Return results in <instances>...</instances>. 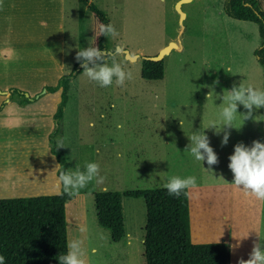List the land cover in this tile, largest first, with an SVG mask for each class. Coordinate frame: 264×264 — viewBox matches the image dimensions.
<instances>
[{"label": "rangeland", "instance_id": "obj_1", "mask_svg": "<svg viewBox=\"0 0 264 264\" xmlns=\"http://www.w3.org/2000/svg\"><path fill=\"white\" fill-rule=\"evenodd\" d=\"M175 1H91L106 14L119 33L115 38H104L106 51L113 50L112 56L105 61L109 65L113 60L120 63L126 71L132 72L133 78L122 87L115 83L100 87L82 70L71 78L68 89L60 134L56 138L67 161L66 172L77 168L84 170L86 163L95 162L100 165V176L104 177L102 183L93 180L65 203L67 244L72 239H82L87 264H144L141 241L145 221L143 199L122 197L126 235L114 242L109 231L96 222L93 194L101 190L123 191L166 185L163 162H166L167 149L161 137L164 110L199 112L205 119V131L202 127L197 129L207 135L208 132L215 133L210 124L215 123L218 128L221 125L220 111L226 103L223 102L226 91L239 85L263 87V72L252 53L262 40L254 22L226 16L222 10L224 0H189L181 6L185 15L180 23L174 9ZM93 19L89 9L73 12L70 7L66 8V70L70 71L76 63L78 50L95 46L99 27L97 23L93 24ZM170 40H176L179 47L163 56V77L156 80L140 76V58L128 61L115 50L119 46L140 56L153 55ZM135 49H141V53ZM254 110L262 116V108ZM119 124L123 127H117ZM153 124L157 126V135L152 134L153 130L149 131ZM225 130L230 133L231 128ZM150 138H157L160 157L156 180L136 179L131 163L136 161L138 164L139 161L137 144L149 146ZM227 145L221 150L229 152L225 160L230 162L228 157L234 149L228 150L229 142ZM188 159L196 161L191 155ZM204 165L200 162V169ZM81 226L86 228L83 233L79 231ZM261 240H264V205Z\"/></svg>", "mask_w": 264, "mask_h": 264}, {"label": "crops", "instance_id": "obj_2", "mask_svg": "<svg viewBox=\"0 0 264 264\" xmlns=\"http://www.w3.org/2000/svg\"><path fill=\"white\" fill-rule=\"evenodd\" d=\"M260 3L262 6V0ZM67 7L73 12L88 9L87 4L79 0H2L0 4V103L5 99L0 108V198L57 194L60 191L56 174L58 163L48 143L60 89L46 92L26 104H19L16 99L7 100V90L16 87L32 95L43 85L55 84L62 74L69 72L65 68ZM93 20V24L97 23ZM136 51L141 53V49ZM71 82L70 78L69 87ZM246 112L242 105H238V113ZM161 117V122H164L161 137L167 149L166 162H163L165 180L168 182L174 176L197 178V187L187 189L191 242L222 241L228 245L229 264L247 260L254 242L261 239L264 203L231 184L233 173L225 160L229 152L221 150L228 146L221 144L226 127L219 132L218 127L213 128L216 134L208 132L206 135L218 157V163L211 166V172L206 161L201 162L205 165L200 169V162L190 161L188 158L192 154L183 150L190 144L188 137L202 132L197 127L205 131L202 115L195 111L172 109L164 110ZM262 119L263 114L261 116L255 110L252 118L243 123L238 115L233 124L236 128H231L229 133L228 150L240 142L249 147L253 141L264 143ZM152 130V134L157 135L155 124L149 131ZM179 147H182L180 151L173 150ZM137 154L138 164L136 161L131 163L135 171L133 176L156 180L157 161L160 162L157 138H150L149 146L137 144ZM247 233V238L240 241L238 248H230L237 243L233 236L241 237ZM125 235L124 230L123 237Z\"/></svg>", "mask_w": 264, "mask_h": 264}, {"label": "trees", "instance_id": "obj_3", "mask_svg": "<svg viewBox=\"0 0 264 264\" xmlns=\"http://www.w3.org/2000/svg\"><path fill=\"white\" fill-rule=\"evenodd\" d=\"M87 4L94 19L100 24H109L106 14L94 3ZM222 10L226 16L254 22L261 42L252 53L263 72L264 90V8L260 0H224ZM104 36L99 30L95 47L105 50V58L112 56L103 46ZM76 62L69 73L62 74L55 84L43 85L34 94L16 87L8 88L7 100L16 99L26 104L46 92L60 89V99L52 115L53 127L48 133L50 152L58 163L56 174L66 172L67 161L57 136L68 99L69 79L83 68ZM163 59L141 58L140 76L156 80L163 77ZM1 92V91H0ZM5 103L1 101L0 108ZM264 126V108H262ZM122 197H141L145 208L142 236L144 264H229V249L225 242L193 243L189 234L188 194L185 189L179 196L169 195L165 186L123 191L101 190L93 194L96 222L110 233V239L119 241L124 235ZM72 195L64 192L61 185L57 194L0 198V255L5 264H58V257L67 252L65 202Z\"/></svg>", "mask_w": 264, "mask_h": 264}, {"label": "clouds", "instance_id": "obj_4", "mask_svg": "<svg viewBox=\"0 0 264 264\" xmlns=\"http://www.w3.org/2000/svg\"><path fill=\"white\" fill-rule=\"evenodd\" d=\"M2 4V0H0ZM46 24L45 21L41 22ZM99 33L103 36L117 37L115 26L112 23L107 25L100 24ZM120 51L119 48L116 50ZM77 61L81 62L84 75L100 87H109L115 83L117 86H124L126 81L131 80L132 72L126 71L120 63L113 60L111 65L105 61V52L98 47H87L78 50L76 53ZM227 96H223L225 106L220 111L222 128H236L233 126L234 121L239 115L244 120L252 118L254 109L264 108V90L255 88L251 85L244 87L239 85L233 86L230 91H226ZM238 105H242L247 110L246 113H238ZM242 125V124H241ZM117 127L122 128L119 124ZM209 127L216 129L217 125L212 123ZM208 127V128H209ZM190 144L188 151L196 161H206L211 171V166L218 163V157L210 146L209 138L201 132L192 134L188 137ZM229 140V133L224 132L221 140L222 145H226ZM228 168L233 173V184L238 189L250 194L256 200L264 203V143L253 141L251 146H245L242 142L234 146L233 154L229 157ZM212 172V171H211ZM104 177L100 176V165L95 162H88L84 170L77 168L73 172L61 171L57 177V186L63 187L64 192L69 195L78 194L81 189L96 180L98 183L103 182ZM169 195L179 196L185 189L196 188L197 178L188 176L181 178L174 176L168 180L165 185ZM81 233L86 231L84 226L79 228ZM248 233L241 237H235L237 243L231 245V249H236L242 239L247 238ZM84 241L76 238L67 244V252L58 257V264H87L85 258ZM0 264H5V257L0 255ZM238 264H264V240L254 242L252 250L247 260L240 259Z\"/></svg>", "mask_w": 264, "mask_h": 264}, {"label": "water", "instance_id": "obj_5", "mask_svg": "<svg viewBox=\"0 0 264 264\" xmlns=\"http://www.w3.org/2000/svg\"><path fill=\"white\" fill-rule=\"evenodd\" d=\"M189 0H176L174 3V9L178 14V20L179 22L182 21L183 17H184V12L181 9V4L185 3ZM177 47V43L174 40H170L166 45H164L163 47H161L156 54L153 55H142L140 56L137 53H130L127 49L125 48H121L119 46L116 47L115 50H117V48L120 49L119 53H122L125 59H128L130 61H134L138 58H144V59H149V60H160L163 58L164 55H166L172 48H176ZM105 52V50H103ZM81 62L79 63L78 66H81ZM2 92V91H1ZM4 92V91H3Z\"/></svg>", "mask_w": 264, "mask_h": 264}]
</instances>
